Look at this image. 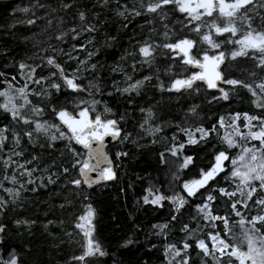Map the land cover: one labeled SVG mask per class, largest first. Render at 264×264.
<instances>
[{"label": "trees", "instance_id": "16d2710c", "mask_svg": "<svg viewBox=\"0 0 264 264\" xmlns=\"http://www.w3.org/2000/svg\"><path fill=\"white\" fill-rule=\"evenodd\" d=\"M64 3H71L72 6L64 9ZM140 3L141 0H107V3L104 0H0V72L5 74L0 77V81L11 82L10 94H15L14 90L26 82V76L22 75L19 68L20 63L39 65L36 76H47L55 71L46 65L45 58L48 56L55 57L66 73H72L79 67L80 71L76 72L81 77L79 82L86 88L91 85V95L88 91L69 95L63 89L60 93L51 90L53 95L47 98L29 95L31 103L19 109L21 115L33 120L58 123L51 115L50 108H45L38 116L32 112L33 105L43 108L51 104L71 110L82 96L88 101H99L95 105L96 111L103 113L105 118L116 119L123 130L120 140L108 148L115 162L117 180L90 190L83 184L76 188L67 183L66 175L80 177L78 170L71 167L73 157L65 146L68 143L66 139L52 141L51 147H47L48 141L41 134L34 133L37 137L34 144H29L28 138L22 137L20 148L25 151L21 157L13 159L23 163L35 155L37 159L26 167H36L37 171L32 174L35 184L27 185L28 191L21 190L15 202L0 189V198L7 201L4 210L0 211V223L6 226L5 232L0 233V255L4 259H8L9 253H15L23 264H80L73 260V256L81 254L85 240L81 230L75 228L74 222L78 216L86 213L90 205L95 214L91 238L99 242L105 253L103 256L87 258L91 264H168L164 245L178 243L184 238L181 226L184 223L195 224L191 217L196 214L194 204L199 203L198 198L190 200L180 213H176L177 219L171 222L174 213L170 202L165 200L162 206L143 203L142 198L148 195L146 190L150 189V184L164 177L168 166L166 161L171 157L168 152L170 145L186 139L181 129L197 125L209 127L219 117L229 122L235 113L243 117V113L253 115L264 111L253 103L256 98L240 86H223L229 94L228 100L213 99L219 97L220 93L208 91L203 84L194 86H199L198 90L168 93L167 89L173 79L187 76L192 70L181 64L180 60L170 59L168 50L161 48L156 49V58L151 64L142 63L143 57L138 48L145 41L156 44L165 42V24L173 40L179 35L194 38L196 33L182 28L184 17L179 12L169 11L167 19L163 21L155 17V14L133 16L126 13L125 17L117 14L121 5L131 10L134 7L139 9ZM80 11L85 12V21H80ZM260 12L264 14V9ZM29 19L35 23L28 24ZM85 23L95 25V31L81 32V26ZM251 23L255 28L264 27L259 16L254 17ZM72 28L80 33L75 39L72 38L74 33L70 31ZM61 33L65 35L57 39ZM222 50L228 54L225 45ZM89 52L93 53L91 57L88 56ZM161 52L165 54L160 55ZM69 54L76 59H70ZM252 57V53L235 59L227 57L224 76L248 83L258 82L264 77V69L256 67L258 61ZM80 61H85V64L80 65ZM92 64L96 65L94 69L91 68ZM146 76L151 79L145 80L135 90L130 87ZM7 88L6 83L0 82V90ZM29 89L39 91V86L29 82ZM124 89L129 91L125 92ZM255 90L259 93V89ZM3 101L4 97H0V103ZM13 102L22 103L19 99ZM257 103H264V97ZM105 107L110 111L105 113ZM193 107L195 112L192 111ZM243 123V120H239L240 126L243 127ZM5 125L14 128L21 136V129L28 127L12 121L9 113L0 108V127ZM157 128L159 131H151ZM217 128L218 133L212 134L207 141L185 146L183 153L192 155L194 163L182 170L178 182L181 195V182L196 177L199 169L209 163L212 152L226 147L221 140L225 135V126L220 128L217 124ZM125 135L127 139L123 138ZM41 144L45 147H41ZM11 147V142H6L4 153H0V182L5 188H18V185L3 179L5 174L11 175L15 167L13 165L4 169L2 164V158ZM73 147L81 153L80 158L83 160L84 151L74 144ZM117 152L127 155L117 158ZM229 152L234 154L236 149H229ZM161 153H164L163 161ZM62 167H68L69 173L62 174ZM19 171L16 169L18 178L26 179L19 177ZM53 173L56 174L53 176L56 182L47 184V177ZM217 180L221 187L227 188L231 183L223 179V176ZM41 183L46 186L39 187ZM34 187L35 191H32ZM161 190L166 191L164 188ZM61 204L65 206L59 207ZM219 211H224L223 206ZM256 211L257 208L250 200L244 214L251 216ZM17 220L29 223L17 225ZM165 223H168V228L164 230L166 235H157L160 230L154 225ZM206 231L208 229L203 228L196 235L202 236ZM238 231V225L231 226L229 235L234 238ZM191 255L199 260L195 251Z\"/></svg>", "mask_w": 264, "mask_h": 264}, {"label": "snow or ice", "instance_id": "6c2138e0", "mask_svg": "<svg viewBox=\"0 0 264 264\" xmlns=\"http://www.w3.org/2000/svg\"><path fill=\"white\" fill-rule=\"evenodd\" d=\"M104 2L107 3V0ZM71 6V3L62 4L64 9ZM120 9L117 14L121 17H125L126 13L133 16L155 14V17L161 21L167 19L169 11L179 12L184 17L181 21L182 28L188 29L190 33H196L194 38L188 35H179L173 40L169 36L168 25L165 24L163 33L165 42L156 44L145 41L138 48L139 54L143 57L142 63L151 64L156 58V49L161 48L168 50L167 55L170 59H175L178 55L181 64L196 69L186 77L173 79L167 89L168 91L198 90L199 86L194 88V84L199 81L206 85L207 89L219 91L220 96L213 97V99L228 100V92L223 87H219V83L240 86L247 89L256 98L253 103L264 110V103H257L264 97V77H261L258 82H253L255 87H253V83L224 77V70L221 65L226 59V52L220 50L222 45H237V48L228 52V56L232 59L245 55L248 50H252V58L258 61L256 67L264 69V27L255 28L251 23L256 16H259L264 22V14L260 12L261 9H264V0H141L139 9L134 7L129 10L124 5H121ZM25 11L27 10L25 9ZM78 16L80 21L86 20L84 11H80ZM27 23L34 24L35 21L29 19ZM70 31L74 33L73 39L80 34L76 32L75 28L70 29ZM93 31H95V25L91 23H85L81 26V32ZM64 35L65 33H61L57 39H61ZM221 37L222 39H220ZM200 45H206V47H200ZM193 48L196 49L195 54H192ZM164 54L163 52L160 53V55ZM92 55L93 53H88L89 57ZM69 58L76 59L70 54ZM45 60L47 66L55 69L47 76L35 75L39 65L19 64L22 75L26 76V82L22 87L14 90L15 94H10L12 89L10 81H0L8 85L7 89L0 90V97H4L3 103H0V108L9 113L12 121L28 125V127L21 129L22 136L9 125L0 127V153H4L6 142L10 141L12 144L11 149L2 158L3 167L8 169L13 165L15 166L12 174H5L3 179L13 185H18V188H5L0 182V189L8 193L13 202L19 198L21 190H29L27 185L35 184L32 174L37 171V168H28L26 165L31 164L37 157L32 155L23 163L13 159V157H21L25 151L20 148L22 137H27L29 144L36 142L37 137L34 136V133L45 137L48 141L47 147H51L52 141L59 139L68 141L65 146L73 157L71 167L78 170V177H82V179L72 178L66 175L68 184L76 188H79L82 183L90 185L89 173L97 169L100 170L99 176L101 178L114 179L112 162L104 151V138L111 136L116 139L120 135L121 129L117 126L118 121L116 119L104 118L103 113L96 111L95 105L99 101L95 99L88 101L81 96L71 110L51 104L44 105L43 108L33 105L32 112L38 116L42 114L45 108H51V115L55 117L58 123H49L39 119L33 120L21 115L19 109L31 103L28 99L29 95L47 98L53 95L51 90L60 93L62 89L69 95L71 93L80 94L85 91L91 95V85L86 88L79 82L81 77L76 75V72L80 71L79 67L72 73H66L63 66L56 62L55 57L48 56ZM79 63L83 65L85 61ZM95 67V64L91 65V68L94 69ZM25 69L27 72H24ZM3 76L5 74L0 72V77ZM150 79L151 77L146 76L144 80H138L130 87L135 90L145 80ZM12 80H15V77H12ZM29 82L38 85L39 91L29 89ZM161 87L163 86L161 85ZM255 89H259V93ZM97 91H99L98 88ZM124 91L127 92L129 89H124ZM15 99L21 100L22 103H14ZM80 105H84V107ZM109 111L108 108H104L105 113ZM192 111L195 112V107ZM92 113L95 114L92 115ZM148 115L150 117L151 113L149 112ZM240 116V113H235L230 121L229 127L233 129L232 134H225L221 137L226 147L214 150L209 163L206 167L199 169L196 177L181 182L180 188L183 195L179 193L165 195L148 189L146 190L148 195L142 198L144 204L154 206H162V202L165 200L170 202L173 205L174 214L169 222L177 219L176 213H180L190 200L199 199V203L194 204L196 214L191 217L195 224H182L180 230L185 233L184 238L178 243H166L164 245V255L168 264H173V261L175 264H190V262L191 264H264V111L253 115L243 113V127L248 129L246 132H242L236 126V120ZM217 124L223 128L225 118L219 117L209 127L197 125L194 128L181 129L186 139L179 143H173L168 149L172 157H177L181 161L178 171L188 169L194 163L192 155L183 153L185 146L197 145L201 141H207L212 134L218 133ZM151 131H159V129H152ZM234 137H238L239 140L234 139ZM123 138L127 139V135ZM173 140L175 141V137ZM239 141H244V143ZM251 141L257 143L250 144ZM73 143L81 145L86 150L87 158L83 160L80 158L81 153L76 151ZM94 143L95 147L93 146ZM40 146L45 147L44 144ZM232 148L238 150L234 154H230L229 149ZM116 155L119 158L121 155H127V153L117 152ZM163 159L164 153H161V160L163 161ZM92 161L95 163L93 164ZM101 165H105V167L101 168ZM16 169H20L19 177L27 178H18ZM69 171L68 167H62V174H68ZM222 173L223 179L231 182L227 188L218 186L217 177ZM55 175L53 173L47 177V184L56 182L53 179ZM44 186L46 185L43 183L39 185V187ZM31 190L35 191V187ZM254 194L255 199H253ZM250 200L257 211L256 214L246 216L244 209L248 208ZM66 203H70V201H66ZM6 204L7 201L0 198V211L4 210ZM64 206V204L59 205L61 208ZM221 206L224 208L223 212L219 211ZM94 215V211L89 205L86 213L78 216L74 222L75 228L81 230L85 240V243L82 244L83 251L81 254L73 256V260L80 262V264H91L87 258L94 255H105L99 242L91 238L94 229L92 225ZM15 223L20 225L29 222L17 220ZM230 225H238L243 232L241 244L238 245L229 236ZM5 227L4 224L0 223V233L5 232ZM154 227L160 230L157 235H166L164 230L168 228V223L154 225ZM203 228H207L208 231L203 232L202 236L196 235L197 232H202ZM192 251L196 252L198 261L191 255ZM225 257L227 259H224ZM0 264H23V261L19 260L15 253H9L8 259H4L0 255Z\"/></svg>", "mask_w": 264, "mask_h": 264}, {"label": "rangeland", "instance_id": "374dc122", "mask_svg": "<svg viewBox=\"0 0 264 264\" xmlns=\"http://www.w3.org/2000/svg\"><path fill=\"white\" fill-rule=\"evenodd\" d=\"M205 47H206V45H205ZM225 47L227 48V51L229 52L230 50L237 48L238 46L237 45H225ZM220 50H222V47ZM225 52H226V50H225ZM246 53H252L253 54V51L248 50ZM226 55L228 58H230V56H228V54H226ZM230 59H232V58H230ZM239 120H243V117H240L239 119L236 120V126L239 127L242 132H246L248 129H245L244 127L240 126ZM225 123H227V125H225V134H229V135L232 134L233 129L231 127H229L230 120H229V122L226 121ZM234 139L239 140L238 137H234ZM239 142L244 143V141H239ZM256 143H257L256 141L250 142V144H256ZM232 149H236V148H232ZM237 150L238 149H236V151ZM180 162L181 161L177 157H172V156L169 157L166 161L168 166H167V170L164 174V177H162L161 179H158L156 182L151 183L150 189H152L153 191H158L159 193H162V194L168 193L169 195H173L174 193H179L178 192V185H179L178 182H179V179H180V176L182 173V170L178 171ZM177 176L179 177L178 179L176 178ZM161 188L166 189V191L162 192L163 190H161ZM82 223H84V222L82 221ZM85 226H87V224H85ZM238 228H239V231H238L237 235L234 236L233 240L239 245L243 241V232L241 231L239 226H238ZM173 264H175V261H173Z\"/></svg>", "mask_w": 264, "mask_h": 264}, {"label": "water", "instance_id": "95a60500", "mask_svg": "<svg viewBox=\"0 0 264 264\" xmlns=\"http://www.w3.org/2000/svg\"><path fill=\"white\" fill-rule=\"evenodd\" d=\"M194 51H195V48H193L192 49V54H195L194 53ZM175 59H180V57L177 55L176 57H175ZM226 61H227V56H226V59H225V61H224V63L221 65V68L223 69L224 68V66H225V64H226ZM185 66H187L188 68H190L192 71H195L196 69H193L191 66H189V65H185ZM190 75V74H189ZM223 75H224V73H223ZM188 76V75H187ZM183 77H186V76H183ZM183 77H178V78H183ZM225 77V76H224ZM171 84V83H170ZM196 84H202L201 82H199V81H197V82H195V84H194V86L196 85ZM224 85H226V84H223V83H219V87H223ZM205 87H206V85H204ZM170 87V86H169ZM206 89H207V87H206ZM208 91H210V92H219V91H217L216 89H207ZM168 91V90H167ZM181 91H183V90H181ZM181 91H175V90H172V91H168V93H179V92H181ZM50 110H51V108H50ZM92 115H94L93 113H92ZM105 118V117H104ZM58 122V121H57ZM120 129H121V132H120V135L116 138V139H113L111 136H106L105 138H104V151H105V153L108 155V157H109V159L111 160V162H112V170H113V172H114V179H111V180H107V179H103V178H101L100 176H99V169H97L96 171H94V172H91V173H89V178H90V181H91V183H90V185H88V184H83V186L86 188V189H88V190H90V189H93V188H96V187H98V186H102V185H108V184H111V183H113V182H115L116 180H117V173H116V166H115V162H114V160H113V158H112V156H111V153L109 152V150H108V148L111 146V145H113V144H116L119 140H120V138L122 137V134H123V130H122V127H121V124L118 122V125H117ZM74 144V143H73ZM74 145H76V144H74ZM77 147H79V148H81L83 151H84V158L83 159H85V158H87V152H86V150L81 146V145H76ZM93 146L95 147V143L93 144ZM92 163L94 164L95 163V161H92ZM103 167H105V165H101V168H103ZM221 176H223V173L220 175V176H218L217 177V179L218 178H220ZM81 179H82V177H80Z\"/></svg>", "mask_w": 264, "mask_h": 264}, {"label": "flooded vegetation", "instance_id": "af4514ba", "mask_svg": "<svg viewBox=\"0 0 264 264\" xmlns=\"http://www.w3.org/2000/svg\"><path fill=\"white\" fill-rule=\"evenodd\" d=\"M178 60H180V59H178Z\"/></svg>", "mask_w": 264, "mask_h": 264}]
</instances>
